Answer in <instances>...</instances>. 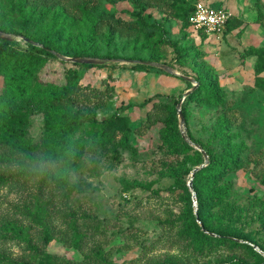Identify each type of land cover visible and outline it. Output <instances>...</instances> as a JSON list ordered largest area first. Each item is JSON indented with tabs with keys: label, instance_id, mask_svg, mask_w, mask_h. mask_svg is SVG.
<instances>
[{
	"label": "rangeland",
	"instance_id": "1",
	"mask_svg": "<svg viewBox=\"0 0 264 264\" xmlns=\"http://www.w3.org/2000/svg\"><path fill=\"white\" fill-rule=\"evenodd\" d=\"M46 1L59 16L55 26L47 21L26 25L22 16L29 15L27 9H12L8 0H0V18L18 30L55 39L61 51L83 49L102 60L80 69L79 83L95 90L85 114L101 119L125 106L119 113L130 127L128 148L114 143L117 160L112 147L104 153L86 152L61 186L42 179L0 185V256L5 258L0 264H264V90L254 84L255 57L245 56L250 46H264V0H201L225 7L241 20L221 34L183 26L181 8L195 0H141L149 29L135 22L131 0ZM87 17L99 20L95 32ZM6 33L15 47L27 48L20 35ZM170 42L182 49L181 58L175 60ZM155 59L172 68L145 63ZM66 67L49 58L41 78L61 83ZM186 76L215 81L222 91L216 105L184 97L180 108H186L191 136L206 143L225 109L232 140L246 147V167L228 176L229 204L211 211L225 222L218 231L228 234L226 242L184 237L188 223L180 216L185 210L196 212L195 191L174 179L170 167L184 160L190 165L194 158L171 156L159 148L161 123L153 119L154 105L170 104L177 113L173 100L195 84ZM29 119L27 135L38 141L43 115L33 112ZM182 129L184 125L179 126L181 134ZM211 146L218 147L217 140ZM254 159L259 177L251 171ZM16 170L15 165L0 164V173ZM36 213L43 225L34 220ZM8 222H17L22 231L10 232L4 227ZM43 226L51 229L48 242L43 241Z\"/></svg>",
	"mask_w": 264,
	"mask_h": 264
},
{
	"label": "trees",
	"instance_id": "2",
	"mask_svg": "<svg viewBox=\"0 0 264 264\" xmlns=\"http://www.w3.org/2000/svg\"><path fill=\"white\" fill-rule=\"evenodd\" d=\"M10 8L22 12L27 9L28 16H22V22L58 24V15L52 14V5L46 0H8ZM135 10V22L143 28H151L143 16L144 6L141 0H131ZM197 1V0H195ZM195 1L187 2L181 8L183 26L189 25L188 16L193 9ZM85 12L86 10L83 9ZM263 16L259 10L257 17ZM1 17V15H0ZM88 18V17H87ZM75 19H72L73 23ZM98 19L88 18V28L96 31ZM241 20L233 15L229 19L223 33L238 27ZM0 30L13 31L27 39V48L15 47L10 40L0 39V164H10L18 167L14 173H0V185L5 186L15 180L42 179L46 184L61 186L66 182L68 173L75 167L77 161L88 151L99 149L103 153L112 147L113 159L119 158L116 146L128 148L130 127L127 119L119 113L125 106L120 105L110 116L96 119L93 115L85 114L86 106L94 97L91 88L82 86L78 81L80 69L85 63L70 62L59 59L54 52L65 56H93L85 50L61 51L55 39L48 36L40 37L38 34H29L26 31L13 27L10 20L0 18ZM175 52V60L183 55L182 49L170 42ZM187 51V50H186ZM245 56H254L253 69L255 73L254 84L264 90V46H250ZM49 58H54L67 66L63 82H54L41 78ZM158 62L157 59H155ZM65 65V64H68ZM87 64V63H86ZM89 65V64H87ZM91 65V64H90ZM172 67L170 63L167 64ZM196 87L185 96L184 100L195 98L199 102L216 105L222 99V91L215 81H208L202 76L194 77ZM102 96L104 92H98ZM96 96V95H95ZM182 94L175 98L172 104L176 105ZM79 104V107H74ZM95 105V104H94ZM153 119L161 123L158 130L159 148L171 156H193L194 161L187 164L170 167L171 176L181 180L186 189L193 169L204 162L202 151L194 148L179 131L176 109L170 104L154 105ZM184 117V127L192 143L199 145L207 154L204 166L196 169L192 177V187L197 202L196 212L184 211L180 218L188 224L183 229L185 238L195 240L199 237L202 243L207 240L226 242L228 234L222 231L224 221L219 214L211 213L213 209L229 204L232 183L228 176L241 168L242 153L246 147L243 142H235L230 134V119L226 110L217 115V122L209 140L203 143L194 139L187 128L186 108L181 106ZM33 112L43 115V130L40 140L33 141L27 135V126L30 123L29 115ZM87 122L86 125L84 123ZM217 140L219 146L212 147L211 142ZM165 148V149H164ZM38 160V162H34ZM30 166H33L31 169ZM259 167L258 160H253L251 168L256 177ZM187 177V178H186ZM140 185V184H138ZM40 209V207L38 208ZM236 210V209H234ZM239 211V210H238ZM34 220L43 225V219L36 213ZM200 220V222L197 221ZM7 230L18 235L22 227L17 222H8L4 226ZM204 227V230L202 229ZM217 227V228H216ZM215 234V235H214ZM51 229L43 226V241L48 242ZM0 261L5 258L0 256ZM10 263V262H9ZM12 263H20L12 261ZM21 264H59V262H23ZM63 264H70L68 261Z\"/></svg>",
	"mask_w": 264,
	"mask_h": 264
},
{
	"label": "built area",
	"instance_id": "3",
	"mask_svg": "<svg viewBox=\"0 0 264 264\" xmlns=\"http://www.w3.org/2000/svg\"><path fill=\"white\" fill-rule=\"evenodd\" d=\"M231 16L232 13L225 7H217L197 0L188 16V23L196 31L205 34H221Z\"/></svg>",
	"mask_w": 264,
	"mask_h": 264
},
{
	"label": "water",
	"instance_id": "4",
	"mask_svg": "<svg viewBox=\"0 0 264 264\" xmlns=\"http://www.w3.org/2000/svg\"><path fill=\"white\" fill-rule=\"evenodd\" d=\"M21 38L24 39L25 41L27 40V39H25L24 37H21ZM0 39H2V40H10V39H11V35L8 34V33H6V32H3V31L0 30ZM54 53H55V55H56L59 59H63V60L70 61V62H76V63H87V64H90V63H99V62L102 61L101 59H98V58H96V57H92V56H76V57H72V56H65V55H62V54L57 53V52H54ZM145 63L150 64V65H152V66H156V67L162 68V69H164V70H166V71H169V70L172 68V67H170V66H168V65H166V64L160 63V62H154V61H149V60H147V61H145ZM185 79L188 80V81L194 82L195 84L192 86L191 89H188V90H186V91L183 93V95L181 96V98L179 99V101H178V103H177V114H178V123H179V126L184 125V117H183V115H182V111H181L180 105H181V103H182L184 97H185L186 95H188V94H189V93H190V92L196 87V84H197L196 81H195L193 78H191V77L186 76ZM182 136H183V137H184V138H185L190 144H192L195 148H197L198 150L202 151L203 156H204V162H203L201 165L196 166V167L193 169V172H192L191 175H190V178H189V181H188V187H189L190 189H192V182H191V180H192V177H193V173H194V171H195L196 169H198V168H200V167H202V166L205 165V163H206V161H207V154L204 152V150H202V148L199 147V145L194 144V143H192V141H190V139L188 138V136H187V134H186V132H185V129H182ZM195 200H196V199H195V195H193V201L195 202ZM194 206H195V205H194ZM197 221L200 222L199 219H197ZM202 229L204 230V227H202Z\"/></svg>",
	"mask_w": 264,
	"mask_h": 264
}]
</instances>
